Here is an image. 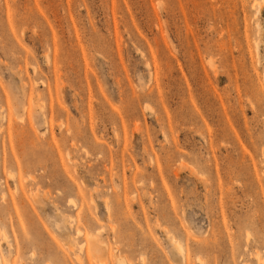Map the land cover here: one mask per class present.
I'll return each mask as SVG.
<instances>
[{"label":"rangeland","instance_id":"1","mask_svg":"<svg viewBox=\"0 0 264 264\" xmlns=\"http://www.w3.org/2000/svg\"><path fill=\"white\" fill-rule=\"evenodd\" d=\"M98 263L264 264V0H0V264Z\"/></svg>","mask_w":264,"mask_h":264},{"label":"bare ground","instance_id":"2","mask_svg":"<svg viewBox=\"0 0 264 264\" xmlns=\"http://www.w3.org/2000/svg\"><path fill=\"white\" fill-rule=\"evenodd\" d=\"M259 3V2H258ZM261 4V3H260ZM259 6V5H258ZM70 218V217H69ZM71 225V224H70ZM79 231V230H78ZM91 237V236H90ZM94 237V236H93ZM102 244V243H101ZM177 245V247L180 245V244H176ZM180 247H181V245H180ZM180 249V248H179ZM182 250V248L180 249V251ZM75 257H77V256H75ZM79 259V258H78ZM88 259V258H87ZM77 260V259H76ZM121 259H119V261H120ZM103 262V261H102ZM98 264H100V263H98Z\"/></svg>","mask_w":264,"mask_h":264}]
</instances>
